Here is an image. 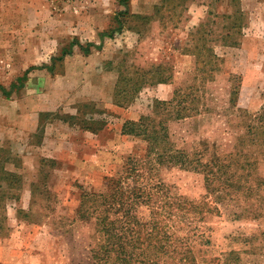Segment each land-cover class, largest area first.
Listing matches in <instances>:
<instances>
[{
  "label": "rangeland",
  "instance_id": "374dc122",
  "mask_svg": "<svg viewBox=\"0 0 264 264\" xmlns=\"http://www.w3.org/2000/svg\"><path fill=\"white\" fill-rule=\"evenodd\" d=\"M41 1L0 0V78L7 81L0 85L8 90L0 89V153L10 156L5 167L19 176L16 197L7 201L0 227V263L87 264L97 239L94 220L77 215L82 191L105 189L106 178L128 156L146 153L143 137L123 133L127 120L152 113L156 99H171L176 88L192 86L198 112L168 121L177 148L224 154L247 137L238 109L255 114L264 108V0H128L133 15L121 18L124 28L113 37L102 33L118 26L114 16L126 8L120 0ZM56 34L63 41L47 42L44 51L42 38L50 41ZM74 38L84 45L100 39L93 47L95 65L110 74L102 78L99 91L87 93L81 91L86 82H78V74L67 77L60 88L77 86L72 96L56 110L43 111L36 131L22 133L14 116L21 111L12 102L23 95L24 85H34L30 80L36 74L62 77L67 66L73 71L80 66L82 57L57 60L53 73L45 65ZM213 52L218 58L212 62L198 60ZM28 61L37 68L21 88L12 89L25 71L10 75V64L18 68ZM159 65L164 76L173 78L151 84ZM137 72L146 74L135 91ZM32 87L33 98L45 93L44 86ZM84 126L102 128L94 132ZM159 175L182 198L213 199L202 172L164 166ZM217 206L219 212L207 214L202 223L209 241L200 244L201 257L211 264H264V216L253 218L241 202L229 198Z\"/></svg>",
  "mask_w": 264,
  "mask_h": 264
},
{
  "label": "trees",
  "instance_id": "16d2710c",
  "mask_svg": "<svg viewBox=\"0 0 264 264\" xmlns=\"http://www.w3.org/2000/svg\"><path fill=\"white\" fill-rule=\"evenodd\" d=\"M120 3L126 8L114 16L118 26L103 32L102 36H115V31L124 28L121 18L133 15L128 0H120ZM76 45L87 54L98 47L94 42L84 45L74 38L70 47L63 48L61 55L54 57L51 65H46L52 73L55 62L63 61ZM210 57L198 56V60L206 65L213 61L212 57L218 58L214 52ZM33 68L37 66L26 69L12 84V89L21 88ZM153 72L154 78L148 81L151 84L169 82L173 78V75L164 76L160 65ZM136 74L138 79L133 85L146 73ZM140 85L142 87L141 83L133 89H140ZM0 89L8 93L5 86L0 85ZM195 98L192 86L178 87L171 99H156L152 113L124 123L123 133L144 138L146 153L142 157L128 156L122 168L106 178L105 189L82 191L77 215L94 220L97 239L87 264H211L200 255V244L209 241L205 239L202 223L207 214L219 212V201L229 198L241 202L243 210L253 218L264 216V108L255 114L238 109L245 117L247 136L236 141L238 149L224 154L217 149L212 153L208 149L188 152L175 146L168 121L197 113V106L192 104ZM161 112L164 116L159 115ZM67 118L73 116L67 115ZM84 128L97 132L102 126ZM242 144L252 148L245 149ZM10 159L0 153V212L3 213L0 227L6 220L7 201L16 197L13 191L19 187L18 173L5 167ZM164 166L202 172L213 199L188 200L175 194L160 178L159 171Z\"/></svg>",
  "mask_w": 264,
  "mask_h": 264
},
{
  "label": "crops",
  "instance_id": "0c3cea01",
  "mask_svg": "<svg viewBox=\"0 0 264 264\" xmlns=\"http://www.w3.org/2000/svg\"><path fill=\"white\" fill-rule=\"evenodd\" d=\"M38 2L41 4V0H38ZM99 19V16L96 17V20ZM29 23V21H28ZM57 23V20H56ZM27 24V23H26ZM95 25L98 26V23L95 21ZM97 32H94V35H96ZM51 39V38H50ZM90 40L92 42H96L98 43V41L100 39H93L90 38ZM55 42V44L59 45V42L61 43L63 41V38L61 36H59L58 34L54 35L52 37V39L50 41L47 40V38H42V41H40V43L44 44L43 46V50L46 51V45L47 42ZM72 41V40H71ZM80 41V40H79ZM83 44V43H82ZM41 49V48H40ZM94 48H92V51L87 54L84 53V51L78 47L77 45L74 47V51L72 54L67 55L66 59L69 62L70 59H80L81 57L84 58L83 60L80 59V66L78 67H74V71L72 70V66H67V72L62 75V77L58 76L60 74L63 73H56L55 75H52L50 72H42V74H36V76H34L35 78L33 79V77L31 78L32 80L30 81H34V85H30L31 83L28 82L29 84L24 85L22 88H24V93L21 97H17V99H15L12 103L17 105V111H21V114L18 115H14L16 116V118H19V122H20V127L21 132L22 133H31L36 131L37 126H38V122H39V117L40 114L43 111H54L57 108H59L64 102L62 100H64L66 97L68 96H72L73 92L77 86L72 85L71 88H67L66 90H61L59 83H61L62 81H67L68 78L67 77H73V73H76V75L78 74V82H82L85 83L84 88L81 90L82 93H87L86 90L90 89L91 91L93 90H100V85L102 82V78H104L105 76H108V74H110V71L107 70H98L96 68L95 62H96V55L97 52L93 51ZM57 51V47L55 48L54 52L52 51L51 57L53 56V53H55ZM42 57V56H41ZM50 57V56H49ZM46 59L48 57H45ZM85 60V61H84ZM88 63V64H86ZM14 64H10L9 66V70H10V75L13 74H20L22 71H25L26 69L29 68V66L31 65V62L28 61V63L26 64H22V66L20 67H16L13 66ZM45 65H49L48 60L46 61ZM42 67V66H41ZM19 69V70H18ZM46 69V68H45ZM45 71V70H44ZM101 72V73H100ZM39 75H43L44 78L40 77ZM87 76V77H86ZM85 77V79H84ZM88 77H90L88 79ZM66 79V80H62V79ZM93 78V79H91ZM29 80V79H28ZM81 80V81H80ZM87 80V81H86ZM1 82H4V84H7V81L5 78H0ZM42 83H44L42 85ZM78 84V83H77ZM32 86L36 87V86H44L46 87V89H44V94H39L38 97L33 98L32 95L30 94V91L32 90L31 88H33ZM79 92V91H78ZM44 95V96H43ZM85 97V96H83ZM11 98H14L13 96ZM38 99V100H37ZM36 100H37V106H36ZM34 107V112L32 107ZM19 109V110H18ZM28 131V132H27Z\"/></svg>",
  "mask_w": 264,
  "mask_h": 264
}]
</instances>
